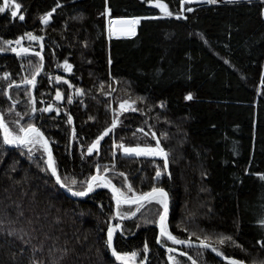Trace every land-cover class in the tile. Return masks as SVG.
Here are the masks:
<instances>
[{"label":"trees","instance_id":"trees-1","mask_svg":"<svg viewBox=\"0 0 264 264\" xmlns=\"http://www.w3.org/2000/svg\"><path fill=\"white\" fill-rule=\"evenodd\" d=\"M220 1L163 0L170 11L182 13L176 18L161 16L150 0H18L25 19L11 17L9 10L0 13V45L3 39L15 41L31 31L44 37L43 49L40 42L25 37L21 43L32 52H0V112L13 129L12 121L20 118L16 113L28 112L31 102L24 86L9 90L7 84L30 75L40 63L35 53L41 52L43 70L33 90L36 107H54L51 112L37 111L32 122L49 139L63 179L75 176L83 181L99 164L113 169L107 175L118 187L124 180L121 172L137 192L164 187L174 235L196 243L205 234L232 235L236 244L220 246L225 255L264 264V229L256 223L264 211V180L256 175L264 173V2ZM57 3L61 7L45 26L41 15ZM134 16L142 17L135 36L109 38V19ZM65 59L73 65L71 72L62 66ZM5 73L11 76L4 79ZM58 75L65 80L57 81ZM57 88L62 100L55 99ZM189 91L194 94L191 101L185 99ZM9 94L19 101L13 113L8 112ZM129 98L137 101L138 110L118 113L121 123L100 141L99 152L88 154L91 142L111 124V109L119 110L121 100ZM27 121L24 115L22 122ZM157 137L170 153L168 169L159 180L155 173L157 165L163 168L162 157L127 156L118 147L121 141L132 147L154 146ZM5 150L0 162V264H32L31 248L41 245L44 250L35 257L42 264H121L106 246L107 227L119 222L110 219L116 208L109 190L71 197L50 170L44 171L42 149L35 154L38 162L29 159L21 149L3 145L0 130V154ZM159 207L153 201L122 222L125 232L117 230L113 240L118 251H138L147 257L145 264H173L170 255L181 264H229L202 248L175 246L166 238L161 239L167 247L157 243V224L144 220H156ZM184 207L185 214L180 212ZM8 229H23L31 243L24 245ZM169 247L177 251L169 253Z\"/></svg>","mask_w":264,"mask_h":264},{"label":"snow or ice","instance_id":"snow-or-ice-1","mask_svg":"<svg viewBox=\"0 0 264 264\" xmlns=\"http://www.w3.org/2000/svg\"><path fill=\"white\" fill-rule=\"evenodd\" d=\"M150 2H154L156 4V7H158L164 15L168 17L176 16V18H180L182 13L177 11L173 12L169 10L168 4L164 3L163 0H150ZM184 2H192V0H181V3ZM209 4H219L220 0H206ZM229 3L236 2V0H227ZM264 2V0H262ZM249 3H251V0H249ZM22 5L18 0H2V3H0V13H4L6 10L10 11L11 17L15 18L19 14V20L23 21L25 19L24 14L20 13ZM61 7L60 3H57L54 7L51 8L50 11L44 12L40 19L42 20V23L47 26L49 22L52 20L53 13L57 11V8ZM186 11H193L192 8H187ZM107 13L111 14V9H107ZM103 14V13H102ZM262 15H264V9H262L261 12ZM184 19H187V17H183ZM142 17H131V18H124V17H118L115 19H109L108 20V35L109 38L112 36H135L136 35V26L140 23ZM27 37L29 41H38L40 42V48L43 49V40L44 37L41 35H36L33 32L29 31L26 32L24 35H21L18 39L11 40V39H3V44L0 45V52L5 51H11L16 53L18 56H22L24 54H27L29 52L33 51L32 47H25L21 42ZM2 39V38H0ZM17 45L16 47H13L12 45ZM5 45L7 47H5ZM36 56L40 58V63L36 65L30 75H25L20 81L11 80L7 84V88L9 90L12 89L13 86L20 87L21 85L24 86V90L28 92V98L30 100V108L28 112L26 113H16L19 119H15L12 121L16 125V128L13 129L9 126V123L5 120L4 113L0 112V129L3 130V137H2V143L5 146H14L16 148L21 149L22 154H26L29 159H35L37 162L39 161V157H36V152L40 151L41 149L42 154L46 153V161H45V167L44 171L50 170V175L55 178V183L60 185L62 188L66 189L69 193H71L74 197H86L90 193H93L95 189L98 188H106L111 190L112 199L115 200V208L116 211L114 214L110 216L111 220H116V218H119V222L116 223H110L107 227V239H106V246L111 251V255L115 257L117 261H120L121 264H145V261L147 260V257H140V254L138 251H118L117 248L113 244L114 236L119 230L122 234L125 232V228L123 226V221L125 219H130L132 217H135L137 213L141 211L142 208L145 207L146 204H151L153 201L156 202V204L159 207L158 209V218L156 220L147 219L145 218L144 223L146 224H157L159 229V234L157 236V243H164L165 247H167L166 241H163L161 238H166L167 241H172L176 245H188L189 247H192L196 241L192 240L191 237L189 238H180L173 234V232L169 228L168 220H169V207H170V197L169 192L164 188L160 186H153L149 191H139L137 192L131 182L127 180V175L125 173H119L120 176L124 178L122 186L118 187L115 183H113L112 179L107 175L110 171L113 169L105 166L103 169H101V166L99 164L96 165V172L94 175H91L89 178L78 181L75 176H72L69 180H65L62 178V174L59 171L56 161L53 158L52 149L50 147L49 139L45 136L44 132L41 130L40 127H38L34 122H32L33 115L37 112H51L53 110V105L49 104L47 107L43 109H38L36 107V97L34 94V89L36 87V77L40 74V72L43 70V60L44 57L41 54V52H36ZM31 63V61H29ZM109 64H111V57L109 56ZM61 65L57 63V67H60ZM63 68L67 72H71L73 65L69 63L67 59L63 61ZM11 76L10 73L4 74V79H7ZM57 81H64L65 77L58 75L55 77ZM71 84V82H68ZM262 84H264V81H261ZM30 86V88L28 87ZM76 91L80 95H84V89L78 88ZM101 91H103V85H101ZM106 95H110L111 93H105ZM8 99L12 101L11 106L8 109L9 113L15 112V106L19 102L18 100H15L12 98V96L9 94ZM56 100H62L63 94L60 91L59 88L56 89ZM137 99H145L144 97H138ZM185 99L188 101H191L194 99V94L192 92H188L185 96ZM69 102H71V98H69ZM136 100L129 99H123L120 102L119 110L116 108H112L111 111L113 113L112 116V122L111 124L106 127L103 132L93 141L91 142L90 146L87 148V153L92 154L95 150L96 152H99L100 149V141L109 134V132H112L120 121V116L118 113H122L123 111H127L129 109L136 111L135 105ZM160 107H165V101L161 100ZM55 111L57 114L60 112V108H55ZM66 111V110H65ZM28 116L27 122H22L23 116ZM92 119H95L94 117H91ZM73 117L71 113H68L67 115V122L72 123ZM141 132L144 130L141 128ZM75 127L72 128V137L75 138ZM153 136H155V133H152ZM118 147L123 149V153L128 156H136V157H162L163 158V168L160 167V165H157V171L155 173V178L159 180L162 175L165 173V171L168 169L169 165V151L165 149V147L161 144L160 139L157 137L155 145L151 144H145L140 145L137 144L136 146H126L123 141H121L118 145ZM4 155H7V150L4 151V153L0 154V162H2V157ZM115 165L113 164V168ZM15 169H13L14 171ZM169 177L171 176V172L167 171L166 173ZM256 175L260 176L262 180H264V173H257ZM126 185V188L123 186ZM123 205H134V209L129 208L127 210L123 209ZM102 206V205H101ZM19 216H23L24 212L23 210H18ZM29 224L32 223V221H28ZM256 223L260 226L261 229H264V211L261 212V214L257 217ZM139 227V225H137ZM8 234L18 236V239L21 240V242L24 245H29L31 243V235L28 233H25L23 229H8ZM184 231H188L187 228L184 229ZM32 232H35V228H32ZM28 236L26 239L25 236ZM192 236H196L197 233L193 232L191 234ZM199 239V246L204 249H211V251L216 252L218 255L222 256L225 260H229L230 264H244V261L237 260L235 258L229 257L225 255V253L221 250L220 246L225 245L227 242H231L233 244H236L237 242L234 240V237L232 235H226V234H218V235H209L205 234L203 236L198 237ZM261 245H264V239L260 241ZM242 247V245H240ZM43 246H32L31 251L33 254L32 264H42L40 260H37L35 257V253L37 251H43ZM143 250L145 252L148 251V244L147 242L143 245ZM67 251V250H64ZM169 253L177 251V249L168 248ZM24 252V248L20 249V253ZM184 256H187L190 260L192 259L188 252H183ZM139 258V259H138ZM60 259H63L61 257ZM169 259L173 261V264H181V261H179L174 256H169ZM192 264H196V261L193 260Z\"/></svg>","mask_w":264,"mask_h":264},{"label":"water","instance_id":"water-1","mask_svg":"<svg viewBox=\"0 0 264 264\" xmlns=\"http://www.w3.org/2000/svg\"><path fill=\"white\" fill-rule=\"evenodd\" d=\"M1 130V133H2V137H3V130L2 129H0ZM9 147H12V148H16V147H14V146H9ZM51 147V146H50ZM60 186V185H59ZM61 187V186H60ZM62 188V187H61ZM62 189H64V188H62ZM106 189V188H105ZM71 197H73V198H75V199H82V198H85V197H74L71 193H69L66 189H64ZM106 190H109L110 192H111V190L110 189H106ZM124 206H130V205H124ZM131 206H134V205H131ZM157 229H158V225H157ZM158 231H159V229H158ZM170 243H172L173 245H175V246H181V247H189L188 245H176V244H174L172 241H169ZM192 247H197V248H202V247H200L199 246V243H195ZM202 249H204V248H202ZM205 250H207V251H209V253H211V254H213L214 256H216L217 258H219L220 260H222V261H225V262H227V263H229L230 264V261L229 260H225L222 256H220V255H218L216 252H213V251H211V249H205ZM244 264H246L245 262H244Z\"/></svg>","mask_w":264,"mask_h":264},{"label":"rangeland","instance_id":"rangeland-1","mask_svg":"<svg viewBox=\"0 0 264 264\" xmlns=\"http://www.w3.org/2000/svg\"><path fill=\"white\" fill-rule=\"evenodd\" d=\"M187 3H189V2H187ZM220 3H221V1H220ZM154 6L156 7V4H154ZM156 8H158V7H156ZM159 9V8H158ZM159 12H160V15L161 16H164V17H167L166 15H164V13L159 9ZM137 27H138V25L136 26V29H137ZM108 29V28H107ZM136 32H137V30H136ZM131 37H133V36H123V37H116V36H112L111 38H115V39H117V38H124V39H126V38H131ZM16 47V46H15ZM119 106H120V104H119ZM123 113V112H122ZM122 151V153H123V149L121 150ZM93 152H96L95 150L93 151ZM124 154V153H123ZM125 155V154H124ZM128 156V155H127ZM134 156V155H133ZM134 157H136V156H134ZM149 158H160V157H149ZM144 180H145V178H143ZM102 189H105V188H98V189H95L94 191H96V190H102ZM106 190V189H105ZM124 206V205H123ZM184 206V205H183ZM180 212H182L183 214H185V207H184V209L181 211L180 210ZM156 227H157V225H156ZM159 232V231H158ZM205 250V249H204ZM207 251V250H206ZM209 252V251H208ZM121 263V262H120Z\"/></svg>","mask_w":264,"mask_h":264}]
</instances>
